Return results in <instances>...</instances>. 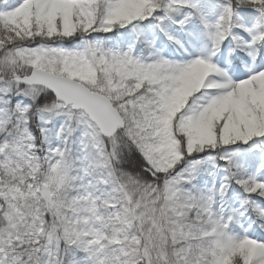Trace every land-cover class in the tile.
Listing matches in <instances>:
<instances>
[{
  "label": "snow or ice",
  "instance_id": "6c2138e0",
  "mask_svg": "<svg viewBox=\"0 0 264 264\" xmlns=\"http://www.w3.org/2000/svg\"><path fill=\"white\" fill-rule=\"evenodd\" d=\"M0 264H264V0H0Z\"/></svg>",
  "mask_w": 264,
  "mask_h": 264
}]
</instances>
